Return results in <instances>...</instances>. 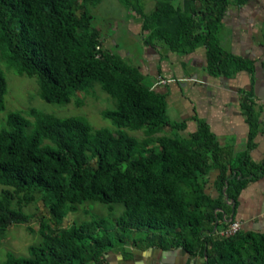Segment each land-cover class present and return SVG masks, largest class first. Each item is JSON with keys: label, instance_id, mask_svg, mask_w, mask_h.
<instances>
[{"label": "trees", "instance_id": "obj_1", "mask_svg": "<svg viewBox=\"0 0 264 264\" xmlns=\"http://www.w3.org/2000/svg\"><path fill=\"white\" fill-rule=\"evenodd\" d=\"M102 0H0V61L17 74L33 76L41 99L67 103L95 86L115 98L101 115L114 129L92 128L82 116H55L30 108L6 113L0 128V235L9 225L38 219L41 241L28 256L7 252L1 264H103L109 251L131 257L132 246L183 248L203 264H264V236L238 229L220 234L227 221L225 196L235 199L258 166L246 153L224 156L206 127L188 137L170 131L174 123L162 97L145 84L138 68L106 46L90 6ZM139 15L145 40L172 51L205 46L206 68L230 76L250 66L227 54L218 30L226 7L247 0H155L145 12L140 0H120ZM7 83L0 69V111ZM249 121L252 100L240 102ZM124 128L141 130L129 135ZM94 163L91 164V161ZM218 168V195L204 190V177ZM261 168V165H259ZM229 170V171H228ZM39 197L53 217L22 210ZM15 200L16 207H12ZM87 201L121 203V213L59 227L68 212ZM220 221V222H219Z\"/></svg>", "mask_w": 264, "mask_h": 264}, {"label": "crops", "instance_id": "obj_2", "mask_svg": "<svg viewBox=\"0 0 264 264\" xmlns=\"http://www.w3.org/2000/svg\"><path fill=\"white\" fill-rule=\"evenodd\" d=\"M180 2L173 0L172 4ZM136 24L127 26L138 35L140 26ZM218 39L227 54L249 61L250 66L230 76L214 75L206 68L204 45L183 52L147 40L141 41L130 63L141 72L145 84L162 97L166 113L175 124L170 131L188 137L204 126L224 156L232 160L244 152L258 166L235 199L225 196L227 214L222 215L227 222L238 221L243 232L264 236V0L228 4ZM111 41L112 49L116 44ZM125 54L127 61L129 53ZM245 96L252 100V121L240 105ZM218 174L215 167L204 177V190L213 198L218 195ZM124 250L131 257L109 251L103 264H203L200 256L183 248L176 252L175 248H137L125 243Z\"/></svg>", "mask_w": 264, "mask_h": 264}, {"label": "rangeland", "instance_id": "obj_3", "mask_svg": "<svg viewBox=\"0 0 264 264\" xmlns=\"http://www.w3.org/2000/svg\"><path fill=\"white\" fill-rule=\"evenodd\" d=\"M140 2L143 4L144 11L149 12L152 10L155 0H140ZM90 10L95 16L93 25L99 28L105 37L106 46L111 48L109 44L113 40L116 46H112V51L119 53L122 57H126L125 52L129 53L127 61L130 63L133 60L131 56L133 57L137 50L139 51L141 41L147 37V33L141 28L136 30L138 32V35H136L127 26L132 22L138 24L139 15L135 13L134 9L128 10L120 0H102L98 5L90 6ZM0 69L7 83L4 109L0 111V128L5 125L6 113L18 110L24 116L30 118L26 114L30 108L59 117L82 116L88 120L94 129L101 127L115 128L109 119L101 115V111L114 108L116 100L98 86H95L93 94L78 92L67 103H50L39 97L37 83L33 76L17 74L3 61H0ZM124 130L129 135L137 138L143 136L141 130H129L127 128H124ZM93 163L94 160L91 161V164ZM3 188H7V186L0 184V191ZM13 206L16 207L15 200L12 202ZM122 209L121 203L112 204L110 209L106 204L87 201L79 204L75 212H68L58 226L65 227L71 223H79L82 220L91 218L92 215L115 218L121 213ZM22 210L37 217H43L51 226H55L53 217L48 213L39 197L24 205ZM41 238L38 219L33 220L29 226L23 224L7 226L0 235V264L5 259L7 252H12L18 256H28L29 246L38 244ZM126 244L127 247L132 245L130 240Z\"/></svg>", "mask_w": 264, "mask_h": 264}, {"label": "built area", "instance_id": "obj_4", "mask_svg": "<svg viewBox=\"0 0 264 264\" xmlns=\"http://www.w3.org/2000/svg\"><path fill=\"white\" fill-rule=\"evenodd\" d=\"M221 221H225V217L221 216ZM240 227V223L238 221H228L225 229H222L219 233L223 235H231L235 233Z\"/></svg>", "mask_w": 264, "mask_h": 264}, {"label": "water", "instance_id": "obj_5", "mask_svg": "<svg viewBox=\"0 0 264 264\" xmlns=\"http://www.w3.org/2000/svg\"><path fill=\"white\" fill-rule=\"evenodd\" d=\"M151 86H152V85H151ZM180 250H182L181 247H177V248H175V251H176V252H179Z\"/></svg>", "mask_w": 264, "mask_h": 264}]
</instances>
